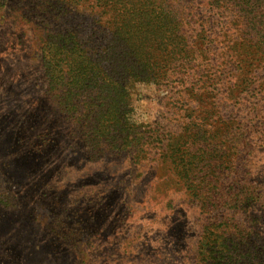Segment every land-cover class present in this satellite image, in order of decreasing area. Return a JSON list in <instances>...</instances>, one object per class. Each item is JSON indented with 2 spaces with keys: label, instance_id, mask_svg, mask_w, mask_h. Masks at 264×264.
Segmentation results:
<instances>
[{
  "label": "rangeland",
  "instance_id": "374dc122",
  "mask_svg": "<svg viewBox=\"0 0 264 264\" xmlns=\"http://www.w3.org/2000/svg\"><path fill=\"white\" fill-rule=\"evenodd\" d=\"M35 2L0 0V264H206L199 232L232 217V161L256 184L264 180V61L247 82L244 71L232 74V102L244 108L249 135L237 158L227 157L230 168L204 165L205 154L189 167L192 177L180 178L167 140L112 150L82 133L91 126L80 111L60 112L41 67ZM212 52L221 63L226 51ZM169 96L164 86L135 84L130 120L171 134ZM221 127L211 128L214 154L230 152L215 133Z\"/></svg>",
  "mask_w": 264,
  "mask_h": 264
},
{
  "label": "trees",
  "instance_id": "16d2710c",
  "mask_svg": "<svg viewBox=\"0 0 264 264\" xmlns=\"http://www.w3.org/2000/svg\"><path fill=\"white\" fill-rule=\"evenodd\" d=\"M30 6L42 31L43 74L59 91L60 112L80 111L78 119L91 126L83 134L103 138L112 150L137 151L149 137L167 140L164 150L180 178L192 177L189 167L205 154L204 165L230 168L227 157L237 158L249 135L244 108L232 102V74L244 71L247 82L251 69L262 66L264 0H36ZM217 47L226 51L219 64ZM137 83L168 89L176 115L169 116L171 134L130 120ZM216 124L222 129L215 133L231 142L228 153L222 146L214 154ZM222 219L199 232L196 251L207 253L206 264H264V180L256 184L245 164L232 161V217Z\"/></svg>",
  "mask_w": 264,
  "mask_h": 264
}]
</instances>
